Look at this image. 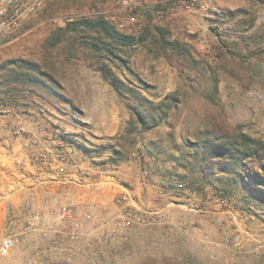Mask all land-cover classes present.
Returning <instances> with one entry per match:
<instances>
[{
    "label": "rangeland",
    "instance_id": "rangeland-1",
    "mask_svg": "<svg viewBox=\"0 0 264 264\" xmlns=\"http://www.w3.org/2000/svg\"><path fill=\"white\" fill-rule=\"evenodd\" d=\"M97 17L132 42L68 25ZM239 131L264 141V0H44L0 46V264H264L263 171L203 143Z\"/></svg>",
    "mask_w": 264,
    "mask_h": 264
},
{
    "label": "trees",
    "instance_id": "trees-1",
    "mask_svg": "<svg viewBox=\"0 0 264 264\" xmlns=\"http://www.w3.org/2000/svg\"><path fill=\"white\" fill-rule=\"evenodd\" d=\"M79 24H86L91 29L101 28L105 31L108 37L113 38L117 41H122L123 43L128 42L129 36L117 31H114L110 26L109 22L106 21L103 17L95 18H84L79 20L78 22H70L69 27ZM66 26L64 31L67 29H71ZM63 29V28H61ZM162 43L166 48L176 49L177 46L173 41L168 40L165 36H162ZM129 42H132L130 40ZM96 46H99V43H95ZM25 66L29 69L38 66L36 63L23 60ZM99 70L102 74V77L108 81L114 89L118 92V94L122 97L124 95V88H126V82L123 78L116 75L112 72V70L108 67H100ZM32 77V76H29ZM56 95L57 90L53 91ZM125 98V97H124ZM166 99L171 98V96L167 95ZM66 101L68 98L63 97ZM162 102L154 103L153 100H150L146 97H143L140 103V108L133 109L134 118L129 122V124H133V130L136 128L139 129H150L153 128L160 123L161 117H163L164 109H162ZM212 140H206L203 143L208 144L211 151L212 156L219 158L220 160H224L225 164L229 166L230 164H238L240 167L245 168H260L263 172L257 170L256 172L251 173L252 180L257 182L259 185L264 186V163L262 162V158L264 157V141L255 138L251 135H248L244 132H237L234 136L230 137L227 135H221L219 138ZM195 143H200L199 141H193ZM201 145V144H197ZM117 148H115L114 152L117 153Z\"/></svg>",
    "mask_w": 264,
    "mask_h": 264
},
{
    "label": "built area",
    "instance_id": "built-area-1",
    "mask_svg": "<svg viewBox=\"0 0 264 264\" xmlns=\"http://www.w3.org/2000/svg\"><path fill=\"white\" fill-rule=\"evenodd\" d=\"M43 3L44 0H0V46L7 34L17 33L26 14L35 12ZM10 247L11 242L6 239L2 245L3 253H7Z\"/></svg>",
    "mask_w": 264,
    "mask_h": 264
},
{
    "label": "crops",
    "instance_id": "crops-1",
    "mask_svg": "<svg viewBox=\"0 0 264 264\" xmlns=\"http://www.w3.org/2000/svg\"><path fill=\"white\" fill-rule=\"evenodd\" d=\"M98 107H100L98 105ZM96 123L95 125V131L94 133L96 134V136H99L100 138H103L105 136H112L115 135L116 133L118 134L120 132L121 127L119 125V120L118 118L114 117H106V118H101L99 116H96ZM117 120V123L114 124L113 121ZM38 159L35 161V159L33 160V163H37ZM38 165V164H37ZM32 169H34V165H32Z\"/></svg>",
    "mask_w": 264,
    "mask_h": 264
}]
</instances>
